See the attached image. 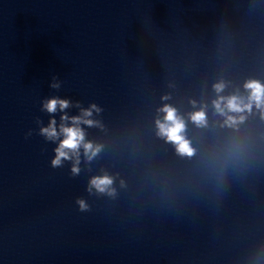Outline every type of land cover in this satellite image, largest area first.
Returning <instances> with one entry per match:
<instances>
[{"label": "water", "instance_id": "1", "mask_svg": "<svg viewBox=\"0 0 264 264\" xmlns=\"http://www.w3.org/2000/svg\"><path fill=\"white\" fill-rule=\"evenodd\" d=\"M250 78L264 82V0H0V264H264V120L248 117L252 150L221 178L233 133L212 106L214 83L246 95ZM54 95L69 115L102 109L103 127H82L103 148H81L76 176L39 134ZM193 99L208 129L188 119ZM165 103L191 158L156 134ZM105 173L114 197L88 191Z\"/></svg>", "mask_w": 264, "mask_h": 264}, {"label": "clouds", "instance_id": "2", "mask_svg": "<svg viewBox=\"0 0 264 264\" xmlns=\"http://www.w3.org/2000/svg\"><path fill=\"white\" fill-rule=\"evenodd\" d=\"M228 81L220 79L213 84V89L216 92V98L212 100V106L216 115L222 118L220 127L231 130L233 135L227 142L226 157L223 166L219 170V176L222 178L227 167L232 163H244L248 158L252 144L250 138L243 129L248 117L254 113H258L261 120H264V82L258 79H247L243 88L245 94L239 91L229 95H224V91L228 86ZM62 81L53 76L50 87L60 89ZM168 100L169 96L162 97ZM193 111L188 113V119L198 129H208L210 127L207 108V103L200 107H196L198 101L191 100ZM73 106V101L70 98H62L60 96L46 97L41 105V110L50 114L49 122L45 125L43 120L37 118V123L40 125L39 134L47 141L59 140L58 146L55 147L54 158L51 160L53 168H59L65 160H75L71 167L73 176L80 173V156L81 148L83 155L88 161H92L102 150L103 145L95 143L92 140L86 139V133L82 125L88 127L100 126L103 127L99 120L93 119V113H99L102 109L92 103L89 107H80V101H75V106L80 107V113L77 115H69L66 109ZM163 113L162 118H157L155 121L157 135L165 138L167 142L175 145L178 155L181 157H193L197 149L193 146L192 141L186 134V120L178 109L172 104L165 103L158 109ZM60 112V122L58 124L56 113ZM28 135H31V130ZM62 136V139L60 138ZM124 181H121L123 186ZM114 177L107 173L103 175H95L91 177L88 191L92 193L93 189L98 194H106L114 197L116 189L113 187ZM77 204L80 211H88L90 205L82 198H77Z\"/></svg>", "mask_w": 264, "mask_h": 264}]
</instances>
